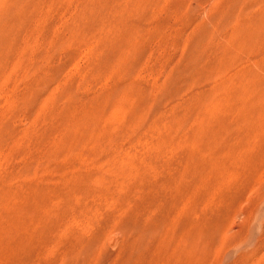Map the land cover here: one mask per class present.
Wrapping results in <instances>:
<instances>
[{
  "label": "rangeland",
  "instance_id": "1",
  "mask_svg": "<svg viewBox=\"0 0 264 264\" xmlns=\"http://www.w3.org/2000/svg\"><path fill=\"white\" fill-rule=\"evenodd\" d=\"M263 27L264 0H0V264H264Z\"/></svg>",
  "mask_w": 264,
  "mask_h": 264
},
{
  "label": "bare ground",
  "instance_id": "2",
  "mask_svg": "<svg viewBox=\"0 0 264 264\" xmlns=\"http://www.w3.org/2000/svg\"><path fill=\"white\" fill-rule=\"evenodd\" d=\"M264 28V27H263ZM257 136V135H256Z\"/></svg>",
  "mask_w": 264,
  "mask_h": 264
}]
</instances>
